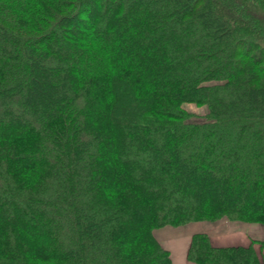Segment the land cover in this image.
<instances>
[{"label": "trees", "instance_id": "obj_1", "mask_svg": "<svg viewBox=\"0 0 264 264\" xmlns=\"http://www.w3.org/2000/svg\"><path fill=\"white\" fill-rule=\"evenodd\" d=\"M220 220L264 227V0H0V264H172L157 229Z\"/></svg>", "mask_w": 264, "mask_h": 264}, {"label": "rangeland", "instance_id": "obj_2", "mask_svg": "<svg viewBox=\"0 0 264 264\" xmlns=\"http://www.w3.org/2000/svg\"><path fill=\"white\" fill-rule=\"evenodd\" d=\"M43 66L48 67L46 63H43ZM187 108L193 112L195 111L198 114L202 113V110H200L193 104H188ZM106 121L107 119H103L99 123V124H102L99 127H103L107 131H109V127L104 126L106 125L105 123ZM100 149H101V152L103 149L106 150V145L101 146ZM113 158H114V155L113 157L109 156L108 158H105L103 160L104 161L103 166H106L107 164L113 162ZM102 162H100V164ZM199 224L201 225V223ZM203 224L205 225V228H199V229L201 230L204 229V231H206L209 234L210 242L213 246H220V247L221 246H224V247L225 246H236V245L246 246L254 239L256 240V239L264 238V227L260 225H256L254 223L252 225H241V224H244V222H238V221L229 222V221H224V220H222L221 222L220 220L214 223L203 222ZM195 229H196V225L194 222V223H189L185 226H181L177 228L165 227V228L157 229L155 231V235L157 239L170 251V254H172V257L174 259V263L182 264L183 263V260H182L183 250L181 249L187 247L188 239L190 238L192 231ZM243 232L247 235V237L244 236ZM115 235L113 236V241L117 245H119L118 235L117 236ZM184 258H185V255H184Z\"/></svg>", "mask_w": 264, "mask_h": 264}, {"label": "crops", "instance_id": "obj_3", "mask_svg": "<svg viewBox=\"0 0 264 264\" xmlns=\"http://www.w3.org/2000/svg\"><path fill=\"white\" fill-rule=\"evenodd\" d=\"M222 222V221H221ZM199 223H201V225L199 224ZM205 224V223H204ZM203 224V222H196L195 223V225H196V229L195 230H193L192 231V233H194V232H204V229L203 230H201V229H199V228H205V225ZM200 225V226H199ZM203 225H204V227H203ZM241 225H251V224H241ZM240 225V226H241ZM239 226V227H240ZM244 233V232H243ZM222 235V234H221ZM224 236V235H223ZM244 236L245 237H247V235L244 233ZM249 240V239H248ZM260 240H264V238H261V239H254V240H252L248 245H250V244H253V246H254V248L257 250V252H258V255L260 256V258H261V260L264 262V248H261L260 247V245H259V243H258V241H260ZM189 241H190V238L188 239V243H187V247L186 248H182L181 250H183V263L182 264H193L192 262H189V261H187L186 260V251H187V248H188V245H189ZM250 241V240H249ZM248 245H246V246H248ZM239 246H245V245H239ZM184 255H185V258H184ZM171 257H172V254H171ZM172 264H175L174 263V259H173V257H172Z\"/></svg>", "mask_w": 264, "mask_h": 264}, {"label": "bare ground", "instance_id": "obj_4", "mask_svg": "<svg viewBox=\"0 0 264 264\" xmlns=\"http://www.w3.org/2000/svg\"><path fill=\"white\" fill-rule=\"evenodd\" d=\"M119 230V229H118ZM21 240H22V238H21ZM18 241V240H17ZM24 242H25V240H24ZM20 243H21V241H20ZM28 243V242H27ZM24 244H26V243H24ZM33 244V243H32ZM20 245V244H19ZM29 245V244H28ZM33 249V248H32ZM27 250V249H26ZM37 251V250H36ZM34 252V251H33Z\"/></svg>", "mask_w": 264, "mask_h": 264}]
</instances>
